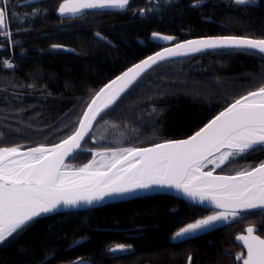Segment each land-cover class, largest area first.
Wrapping results in <instances>:
<instances>
[{"label":"trees","instance_id":"1","mask_svg":"<svg viewBox=\"0 0 264 264\" xmlns=\"http://www.w3.org/2000/svg\"><path fill=\"white\" fill-rule=\"evenodd\" d=\"M63 1L0 0L7 10V27L0 31L11 33L0 34V147L27 149L68 137L103 85L167 45L209 35L264 39V0H130L125 9L61 15ZM154 32L174 39H155ZM262 86L264 58L237 49L164 62L101 117L68 163L82 167L99 148L185 138ZM104 123L115 128L96 139ZM262 162L264 149L233 158L221 171ZM211 212L157 194L57 213L1 245L0 264H242L236 257L244 247L236 235L252 225L264 238V210L172 240ZM118 244L130 247L111 252Z\"/></svg>","mask_w":264,"mask_h":264},{"label":"snow or ice","instance_id":"2","mask_svg":"<svg viewBox=\"0 0 264 264\" xmlns=\"http://www.w3.org/2000/svg\"><path fill=\"white\" fill-rule=\"evenodd\" d=\"M129 2L64 0L58 10L61 15H75L84 9H125ZM234 2L247 5L252 0ZM200 3L202 0H196V5ZM6 15L7 10L0 8V30L7 27ZM0 34L11 36L10 32L0 31ZM152 37L164 41L174 39L155 32ZM216 48L237 49L264 58V39L221 36L175 44L148 56L105 85L88 105L77 131L60 144L52 148H31L26 152H21L19 147L0 148V245L15 239L38 218L54 213L62 206L91 205L105 198L123 197L153 187L174 188L193 201L198 200L201 204L207 201L220 209L181 227L173 239H187L219 222L235 220L242 213L264 210V162L233 176L213 175L214 169L202 171L205 164L220 167L235 157L264 149V86L235 100L186 140L167 141L152 148L106 150L111 151V159L100 167H96L97 162L93 159L75 172L62 170L68 167L64 158L81 147L80 142L92 121L115 104L142 72L167 57ZM7 66L12 65L8 63ZM102 168L107 170L102 171ZM255 231L249 226L247 235L236 238L247 249L246 258L243 254L236 257L243 259V264H264V239L254 235ZM129 247L118 244L110 251L124 252Z\"/></svg>","mask_w":264,"mask_h":264},{"label":"water","instance_id":"3","mask_svg":"<svg viewBox=\"0 0 264 264\" xmlns=\"http://www.w3.org/2000/svg\"><path fill=\"white\" fill-rule=\"evenodd\" d=\"M221 36H237V35H209V36H200V37H193V38H189V39H184V40H181V41H178L176 43H173V44H170V45H167L151 54H149L148 56H151V55H154L156 52H160L162 51L164 48H172L175 46V44H178V43H183L185 41H188V40H199V39H206V38H209V37H221ZM243 37H247V36H243ZM249 38H253V37H249ZM253 39H260V38H253ZM224 49H230V48H216V49H204L200 52H194V53H188V54H185V55H177V56H171V57H167L165 58L164 60H161V61H158L156 64L152 65L150 68L146 69L144 72L141 73V75L136 79V81L128 88L126 89L123 93H121L119 99L116 101L115 104H113L111 107L109 108H106L104 109L102 112H100V114L96 117V119L94 121H92V126L91 128L88 130L87 134L84 136L83 140L80 142L81 144V147L75 151H73L72 153H70L68 156H66L64 158V164L65 165H68V162L69 160L75 155L77 154L81 149H82V146L84 144V142L87 140V138L91 135L92 131L94 130L97 122L100 120V118L106 113L108 112L110 109H112L113 107H115L118 102L134 87L136 86L145 76H147V74L149 72H151L154 68H156L157 66H159L160 64L164 63V62H167V61H171V60H175V59H179V58H186V57H191V56H196V55H199V54H203V53H207V52H210V51H216V50H224ZM251 51V50H250ZM148 56L144 57L143 59L135 62L134 64H132L131 66L127 67L126 69H124L121 73H119L118 75H116L113 79H111L109 82H107L105 85L109 84L111 81L115 80L117 77L121 76L123 73L127 72L130 68H133L134 65L140 63L142 60L146 59ZM105 85H103L96 93L100 92V90L102 88L105 87ZM256 91V90H255ZM95 93V95H96ZM95 95L91 98V100L89 101L88 105L92 102L93 98L95 97ZM247 95V94H246ZM245 96V95H244ZM233 103V102H232ZM231 103V104H232ZM88 105L87 107L85 108L81 118L83 119V115L84 113L87 111L88 109ZM102 106V105H101ZM229 106V105H228ZM227 106V107H228ZM225 107V108H227ZM225 108L223 110H221L220 112L224 111ZM219 112V113H220ZM219 113H217L214 117H212L207 123H209L212 119H214L217 115H219ZM79 120V121H80ZM206 123V124H207ZM206 124H204L201 128H203ZM80 127V124L78 123L75 131L73 133H71L69 136L73 135L77 129ZM201 128H199L198 130H196L195 132H193L191 135L185 137V138H181V139H174V140H168V141H178V140H186L188 139L189 137L193 136L196 132H198ZM68 136V137H69ZM68 137L64 138L63 140L59 141L58 143L56 144H53V145H40V146H35V147H31V148H38V147H45V148H52L54 145H57V144H60L62 141H64L65 139H67ZM167 141H163V142H159V143H156V144H161V143H165ZM156 144H153V145H150V146H144V147H135V148H152L154 147ZM10 148V147H8ZM31 148H27V149H22V148H19L21 152H26L28 151L29 149ZM258 166V165H257ZM256 167V166H255ZM63 171H68V172H75L76 170H68L66 168L62 169ZM102 171H106L107 169L104 168V169H101ZM204 171V168L202 169ZM213 171V170H212ZM207 172V171H205ZM236 173L234 174H216L215 173V170L213 171V175H221V176H233L235 175ZM157 194H171L185 202H188L190 204H193L195 206H198V207H201V208H204L206 210H213V211H220V209H216L214 205L210 204L209 202L205 201L203 204H201L198 200L197 201H193L191 200V198L185 196L182 192H179L177 191L176 189L174 188H159V187H153L152 189H147V190H139L137 192H134V193H128V194H125L123 197H112V198H105L103 201H97V202H94L93 204L91 205H88V204H80L78 206H75V207H72V206H68V207H60L56 212L54 213H50V214H44L42 217H45V216H49V215H53V214H57V213H64V212H71V211H77V210H84V209H91V208H96V207H100V206H103V205H106V204H110V203H115V202H121V201H126V200H131V199H136V198H140V197H145V196H151V195H157ZM258 211H262L261 209H255V210H252V213L253 212H258ZM249 213H242L240 216L238 217H241V216H245V215H248ZM40 217V218H42ZM39 219V218H38ZM1 246V245H0Z\"/></svg>","mask_w":264,"mask_h":264},{"label":"rangeland","instance_id":"4","mask_svg":"<svg viewBox=\"0 0 264 264\" xmlns=\"http://www.w3.org/2000/svg\"><path fill=\"white\" fill-rule=\"evenodd\" d=\"M64 2V1H63ZM96 9H100V8H96ZM104 9H117V8H104ZM85 10H90V9H84V10H82V12H84ZM81 13V12H80ZM77 14H79V13H77ZM64 15H73V14H71V13H67V14H64ZM164 41V40H163ZM171 41H173V40H171ZM170 41V42H171ZM165 42H169V41H165ZM101 119V118H100ZM98 123V122H97ZM102 128L99 130V132H98V134H97V138L96 139H98V138H105V137H107L106 135H107V131L108 130H111V128L112 127H114L115 128V126H113V125H110V124H108V123H104L102 126H101ZM0 148H8V147H0ZM132 148H135V147H132ZM117 149H127V148H110V147H106V148H99V149H95V150H93V155H92V158L86 163V164H88L90 161H92L93 159H95L96 160V167H100V165L102 164V163H107L110 159H111V155H112V153H111V151H106V150H117ZM98 153H105V155L104 156H101V155H98ZM95 154V155H94ZM227 163V162H226ZM225 163V164H226ZM85 164V165H86ZM225 164H223V165H221L220 167H215V165L214 164H205V166H204V171H212L213 169L215 170V173L216 174H234V173H224V172H222L221 171V168L225 165ZM68 167L66 168V169H68V170H77V169H79V168H82V167H75V166H73L72 164H69L68 163V165H67ZM253 168V167H252ZM102 169H104V168H102ZM251 168H245L244 170H250ZM242 171V170H241ZM235 173H237V172H235ZM215 212H217V211H213V212H211L210 214H208V215H212V214H214ZM208 215H206V216H208ZM206 216H204V217H206ZM204 217H202V218H204ZM202 218H200V219H202ZM238 218V217H237ZM236 218V219H237ZM231 221H233L231 218L228 220V221H225V222H219L215 227H212V228H210V229H213V228H216V227H218V226H220V225H222V224H225V223H228V222H231ZM195 222V221H194ZM194 222H192V223H194ZM249 226H252V225H249ZM249 226H247L246 227V229L249 227ZM252 227H254V226H252ZM255 228V227H254ZM209 229V230H210ZM256 229V228H255ZM202 232H204V231H201V232H197L196 234H194V235H197V234H200V233H202ZM254 235H258V236H260L256 231L253 233ZM194 235H192V236H194ZM240 235H247V232H246V230H245V232H240V233H238L237 235H236V238L238 237V236H240ZM261 237V236H260ZM262 239H264L263 237H261ZM172 240L173 241H179V240H182V239H173V237H172ZM237 240V239H236ZM238 242H240L242 245H243V242L242 241H239V240H237ZM115 247V246H114ZM243 247H244V249L242 250V251H240L238 254H237V256L238 255H240V254H243V257L244 258H246V256H247V249L245 248V246L243 245ZM119 252V251H118ZM118 252H114V253H118ZM125 252V251H124ZM239 260H241L242 261V264H243V259H239Z\"/></svg>","mask_w":264,"mask_h":264},{"label":"bare ground","instance_id":"5","mask_svg":"<svg viewBox=\"0 0 264 264\" xmlns=\"http://www.w3.org/2000/svg\"><path fill=\"white\" fill-rule=\"evenodd\" d=\"M203 171V170H202Z\"/></svg>","mask_w":264,"mask_h":264}]
</instances>
